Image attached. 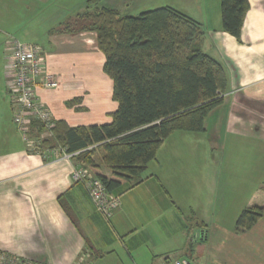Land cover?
I'll use <instances>...</instances> for the list:
<instances>
[{
  "label": "crops",
  "instance_id": "obj_1",
  "mask_svg": "<svg viewBox=\"0 0 264 264\" xmlns=\"http://www.w3.org/2000/svg\"><path fill=\"white\" fill-rule=\"evenodd\" d=\"M192 1L201 10L194 21L204 31L202 50L226 74L222 103L200 136L174 131L140 183L112 192L118 205L106 220L71 178L78 163L26 151L4 60L9 37L37 45L58 83L36 90L54 120L107 124L117 103L96 34L61 31L80 14L72 0H0V251L43 264H264V217L235 230L243 210L264 207V0H248L238 39L221 29L219 0ZM194 137L206 144L192 145ZM170 138L180 144L165 147ZM189 147L201 151L195 167L186 162Z\"/></svg>",
  "mask_w": 264,
  "mask_h": 264
},
{
  "label": "trees",
  "instance_id": "obj_2",
  "mask_svg": "<svg viewBox=\"0 0 264 264\" xmlns=\"http://www.w3.org/2000/svg\"><path fill=\"white\" fill-rule=\"evenodd\" d=\"M219 5L221 29L238 39L248 0H219ZM88 8L61 31L96 34L117 108L107 124L69 127L55 121L51 138L41 146L55 143L67 153H77L73 162L92 169L112 193L140 183L147 164L155 160L171 133L203 131L208 113L222 103L227 78L223 67L202 50L201 25L176 9L161 7L120 16L115 8ZM33 130L36 136L43 128L34 123ZM96 150L100 164L93 160ZM100 166L110 174L101 173ZM261 217L264 207L243 210L236 232L246 231Z\"/></svg>",
  "mask_w": 264,
  "mask_h": 264
},
{
  "label": "built area",
  "instance_id": "obj_3",
  "mask_svg": "<svg viewBox=\"0 0 264 264\" xmlns=\"http://www.w3.org/2000/svg\"><path fill=\"white\" fill-rule=\"evenodd\" d=\"M6 65L7 88L11 98L13 117L26 150L32 154H41L46 159H63L73 161L77 153H67L66 149L55 145L49 150L42 151L41 144L51 138L54 127V117L51 112L37 98L38 87L56 89L57 81L53 76L44 72L45 58L42 50L34 44L20 42L9 37L4 48ZM36 121L43 130L34 135L31 123ZM33 133V135H32ZM73 182L81 183L97 210L107 220L118 205V197L106 191L103 183L86 167L75 166L72 169ZM0 264H43L26 258L10 256L0 251ZM174 264H189L186 259H179Z\"/></svg>",
  "mask_w": 264,
  "mask_h": 264
},
{
  "label": "rangeland",
  "instance_id": "obj_4",
  "mask_svg": "<svg viewBox=\"0 0 264 264\" xmlns=\"http://www.w3.org/2000/svg\"><path fill=\"white\" fill-rule=\"evenodd\" d=\"M191 1L192 0H101L100 2H97L95 4H93V3L90 4V3H88V0H72V2H70L69 6H72L75 10L78 9L76 11H79V13L84 12L86 10V7L89 4L90 5H89L88 10H93L95 7H98V8L99 7H110V8L112 7V8H115L119 11L120 16H124V15L135 16V15L140 14L141 12H144V11L154 10V9L161 8V7H171L173 9H176L180 13L184 14L185 16L191 18L192 20H200L201 10L196 9V8L191 9L190 7L194 3L193 1L192 2ZM48 110L50 111V109H48ZM51 116L53 117L52 113H51ZM34 123H37V122L33 121L31 123L32 128H33ZM189 134H192L191 136H200L198 134V132H189ZM48 139L49 138H47V140ZM200 140H203V142H200ZM195 141H198V143H195ZM44 142H46V141H44ZM179 142H180L179 139L176 140V138H170L166 141L165 147L178 145V144H180ZM193 142L194 143H192V145H200V144L206 142V138L194 137ZM53 145H55V143ZM53 145H52V143L49 145H47L45 143L44 145H42L40 147H41L42 151H46V150H49V148L53 147ZM58 146H60V145H58ZM190 148L191 147H189L188 150L184 149L187 152L186 162L187 163L191 162L192 166L195 167L196 166L195 162L199 161L198 154H200L201 151L199 150L200 148H196L197 152L196 151L191 152ZM193 150H195V149H193ZM37 155L41 156V154H37ZM98 155L100 156V152L98 150H96L94 152V155H93L94 163L99 162L97 159V157H99ZM195 156H196V158H195ZM172 160H174V159H172ZM175 162H177L179 165L185 163L184 161H181V160H175ZM96 164H98V163H96ZM199 165L200 164H198L197 166H199ZM193 167L189 166L188 170H190ZM86 169L95 175V173L92 169H89V168H86Z\"/></svg>",
  "mask_w": 264,
  "mask_h": 264
}]
</instances>
